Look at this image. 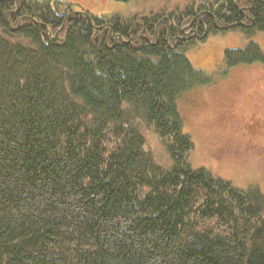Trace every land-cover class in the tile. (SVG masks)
Returning <instances> with one entry per match:
<instances>
[{"label": "trees", "instance_id": "1", "mask_svg": "<svg viewBox=\"0 0 264 264\" xmlns=\"http://www.w3.org/2000/svg\"><path fill=\"white\" fill-rule=\"evenodd\" d=\"M240 1L186 0L107 25L50 0H0V264H264V195L193 169L178 109L208 82L189 47L264 32V0ZM186 25L197 36L179 39ZM224 61L264 53L249 41Z\"/></svg>", "mask_w": 264, "mask_h": 264}, {"label": "rangeland", "instance_id": "2", "mask_svg": "<svg viewBox=\"0 0 264 264\" xmlns=\"http://www.w3.org/2000/svg\"><path fill=\"white\" fill-rule=\"evenodd\" d=\"M75 1L94 16L116 10L125 17L188 3L135 0L115 6L110 0ZM249 41L256 42L264 53L262 31L247 36L228 29L189 47L187 58L208 82L185 93L178 109L182 131L193 144L187 156L190 166L204 169L241 190L258 189L264 195V62L227 67L224 61L225 49L242 48ZM141 132L156 163L171 168L172 160L160 136L148 126L142 125Z\"/></svg>", "mask_w": 264, "mask_h": 264}, {"label": "flooded vegetation", "instance_id": "3", "mask_svg": "<svg viewBox=\"0 0 264 264\" xmlns=\"http://www.w3.org/2000/svg\"><path fill=\"white\" fill-rule=\"evenodd\" d=\"M112 4H114L115 6L118 5H124V4H132L135 0H110ZM238 0H234V3L237 4ZM54 2L57 3V5L59 6H68L71 7L72 10H66V15H70V14H80L85 16L87 19V15H89L92 19L93 17H103V19L105 20V24L109 25L111 24L109 20H115V21H125L127 20L125 16H122L121 13H118V11L114 10L110 13H101V14H97V16H94L92 12H89L88 10H86L80 3H78L75 0H62V1H58V0H53V2L51 1L50 4L52 5ZM240 6L243 7H251L252 5H254V0H248V2H243L240 1ZM113 16L112 19H110ZM89 20V19H88ZM90 22V21H89ZM133 23H137V20H132ZM91 23V22H90ZM182 29L185 30V32H182ZM181 29V36H177L179 39H190L191 37H196L197 33L195 28H193L190 25H186L185 27H183ZM118 36H120V34H117ZM193 35V36H192ZM58 38H59V34H58Z\"/></svg>", "mask_w": 264, "mask_h": 264}, {"label": "water", "instance_id": "4", "mask_svg": "<svg viewBox=\"0 0 264 264\" xmlns=\"http://www.w3.org/2000/svg\"><path fill=\"white\" fill-rule=\"evenodd\" d=\"M16 2H17V0H16ZM87 17H88V19H89V21L92 23V18L89 16V15H87ZM229 26H225V27H219V28H228ZM16 29V28H15ZM111 29H112V27L110 26V30H109V34L111 33ZM58 32L59 31H57L56 32V34H55V36L53 37V40L54 41H57L58 40ZM182 32H185V30L184 29H182ZM193 36V35H192ZM121 39H122V36H119ZM180 38V37H179ZM129 41V40H128ZM116 42V38H114V43ZM114 45V44H113Z\"/></svg>", "mask_w": 264, "mask_h": 264}, {"label": "bare ground", "instance_id": "5", "mask_svg": "<svg viewBox=\"0 0 264 264\" xmlns=\"http://www.w3.org/2000/svg\"><path fill=\"white\" fill-rule=\"evenodd\" d=\"M55 34H56V33H55ZM58 34H59V32H58ZM54 36H55V35H54ZM54 36H53V37H54Z\"/></svg>", "mask_w": 264, "mask_h": 264}]
</instances>
